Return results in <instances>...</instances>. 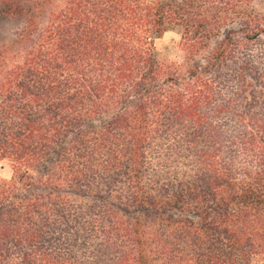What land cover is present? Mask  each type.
Returning a JSON list of instances; mask_svg holds the SVG:
<instances>
[{"label": "trees", "instance_id": "1", "mask_svg": "<svg viewBox=\"0 0 264 264\" xmlns=\"http://www.w3.org/2000/svg\"><path fill=\"white\" fill-rule=\"evenodd\" d=\"M253 1L0 0V264H264Z\"/></svg>", "mask_w": 264, "mask_h": 264}, {"label": "rangeland", "instance_id": "2", "mask_svg": "<svg viewBox=\"0 0 264 264\" xmlns=\"http://www.w3.org/2000/svg\"><path fill=\"white\" fill-rule=\"evenodd\" d=\"M18 6V3L16 4ZM251 8L258 14H264V0H254L251 4ZM18 12V7L16 8ZM22 25V20L18 19V13L15 17H0V48L7 47L9 49L14 48L15 39L18 34V30ZM216 39H212L209 46L202 50L196 59L203 58L211 49ZM155 46L159 52L160 57L168 62L180 68H185L188 61L185 58V53L180 44V35L177 30L166 31L160 38L155 41ZM0 175L3 178L9 179L11 177V169L7 161L0 162Z\"/></svg>", "mask_w": 264, "mask_h": 264}]
</instances>
